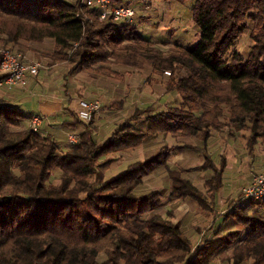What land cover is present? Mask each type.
Here are the masks:
<instances>
[{"label": "trees", "instance_id": "16d2710c", "mask_svg": "<svg viewBox=\"0 0 264 264\" xmlns=\"http://www.w3.org/2000/svg\"><path fill=\"white\" fill-rule=\"evenodd\" d=\"M112 3L127 6L125 0ZM191 12L199 42L165 52L130 29L133 23L103 22L79 1L0 0L1 45L52 39L53 62L99 72L111 64L150 67L153 75L169 74L166 90L180 97L179 105L164 114L136 110L105 144L96 143V130L89 125L81 144L67 149L52 136L21 129L25 117L20 110L0 101V264H214L227 249L231 252L223 264H264V214L259 212L264 201L246 200L258 206L255 212L227 211L226 221L251 230L241 245L235 246L241 232L234 231L193 248L172 211L152 214L165 205L160 191L137 194L146 178L166 169L169 202L191 200L210 217L228 165L222 159L217 166L208 154L213 135L223 133L224 124L234 129L230 136L250 129V155L264 142V0H196ZM247 32L253 45L245 60L235 47ZM141 122L149 125L147 130L134 129ZM157 135L204 143L203 169L213 172L205 191L183 170L167 168L173 153L187 146H165L105 183L120 153ZM57 170L59 185L53 183Z\"/></svg>", "mask_w": 264, "mask_h": 264}, {"label": "crops", "instance_id": "0c3cea01", "mask_svg": "<svg viewBox=\"0 0 264 264\" xmlns=\"http://www.w3.org/2000/svg\"><path fill=\"white\" fill-rule=\"evenodd\" d=\"M55 48L56 42L52 39L42 43L21 42L15 45V51L21 52L26 61L42 63L45 68L27 89L17 88L13 92L1 91L0 101L20 110L25 117L21 129L29 130L30 119L40 117L43 124L39 135L54 137L64 149L69 148L66 145L68 134L81 137L89 125L96 130L93 134L96 143L105 144L112 138L116 129L125 124L136 110L151 109V115L164 114L180 103L177 93H169L166 90L170 80L169 74L156 76L153 75L150 67L139 69L116 64H111L107 71L99 72L97 67L89 71L79 64H70L66 61L53 62L50 57ZM181 76H188V72L184 70ZM95 101L101 104V111L94 114L90 123H86L80 118L81 103ZM119 106V109H114ZM76 123H78L77 126H75ZM133 126L135 130L141 131L149 127L145 122ZM224 132L215 133L208 144V154L212 156L215 164L219 166L222 159H226L228 164L224 174V187L217 196V209L214 215L208 217L207 214L199 211L198 205L191 200L169 202L172 190L166 169H161L146 178L143 186L138 190L140 193L143 189L142 194L145 195L159 191L149 187L153 182L166 183V192H160L163 194V200L168 199V201L152 214L165 216L172 211L174 221L189 237L193 248H197L213 235L222 236L226 232L240 229L234 220L226 221L225 217H221L224 215L218 214V210L221 211L225 206L229 210L240 207L242 204H249L248 201L239 199L236 195L238 193L242 195V190L249 185L255 169L264 167L263 148L257 147L254 155H250L246 147V139L241 133L230 136L228 132ZM262 145L263 143L260 146ZM165 146L188 147L182 152L173 153L167 162V168L175 171L183 170L186 179L198 189L205 191V184L212 179L213 172L203 169L206 161L205 146L196 138L150 136L141 147L120 153L116 161L120 159V163L125 165L127 163L129 167L152 158ZM57 173L61 175L60 171ZM246 211L249 212L248 209ZM149 216L151 214L147 217ZM228 224L235 227L226 231L227 229H224ZM246 237L247 235L240 239L237 245H241ZM222 258L221 254L216 259L219 260L217 264L223 263Z\"/></svg>", "mask_w": 264, "mask_h": 264}, {"label": "rangeland", "instance_id": "374dc122", "mask_svg": "<svg viewBox=\"0 0 264 264\" xmlns=\"http://www.w3.org/2000/svg\"><path fill=\"white\" fill-rule=\"evenodd\" d=\"M69 1L75 2L77 0H69ZM195 2L196 0H185L184 2H180L179 0H155L152 2H148L147 0H125V5L132 7L137 13L135 21L131 25L130 29H133V28L138 29V31H140L142 35H144L145 37H149L155 43H158V46L157 45L156 46L159 49L161 48L165 52L171 49L178 48V46H181L184 48H189L191 46H194L199 42V39H200V30L198 26L195 24V22L193 21L192 12H191V9L195 5ZM252 45L253 43L251 40V33L247 32L245 35H243L240 38L235 49L243 55L245 60H247L250 56ZM14 47L15 45L3 46L0 44V49L16 50L14 49ZM108 67L109 66L105 68H108ZM223 122L225 123L226 120H224ZM224 125H225L224 131L226 133L227 132L229 133L230 130H234L231 127V125L229 124H224ZM244 131L245 132H240V133L242 134L243 138L248 139L250 137L251 130L246 129ZM262 143L263 145L260 146ZM246 144H247V140H246ZM257 147L263 148L264 150V142L260 141V143H258V145L255 148L257 149ZM127 166H128L127 163L126 165L125 163L124 164L120 163V159L114 162V165L111 167V169L106 174L105 183L110 182L111 180L116 178L118 175L126 171L128 168ZM57 171H55L53 175V183L55 185L60 184V175L57 173ZM257 173L263 174L264 167H262L261 169L258 168V170L255 169V172H253L251 175V181L248 186H250V184L253 181L254 176ZM149 187H154L156 189H159V191H162V192L163 191L166 192L165 190H167L166 183L161 182V181L153 182ZM142 193H143V189L142 191H140V193L138 192L137 194H142ZM242 194H243V190H242ZM142 195H139V196H142ZM237 195L236 197L239 198L241 193H238ZM167 201L168 199L163 200L165 204L167 203ZM239 208H243L246 210L248 209L249 213H251L253 211L254 212L257 211L258 206H256L255 204L249 203V204H242V206H240ZM227 211H228V208L227 206H225V208L222 209L221 211L218 210V214H221V215L223 214L224 216H221V217H225V215L227 214ZM259 212L264 214V206L259 208ZM234 227L235 226L228 224L224 230L227 229L226 231H229V230H232ZM239 228L240 229H238V231L241 232L240 239L244 238L251 231L248 227L239 226ZM246 230H247V233H246ZM228 233H231V232H226L225 234H228ZM219 237L221 236L213 235L210 238V240H216ZM240 239L238 241H240ZM237 244L239 243L237 242ZM237 244L235 246H238ZM229 252H231V249L224 250L222 251L221 254L224 257L228 255ZM103 259H104V256L102 255L100 260H103ZM217 261L219 260H216L214 264H217Z\"/></svg>", "mask_w": 264, "mask_h": 264}, {"label": "built area", "instance_id": "2783aa9c", "mask_svg": "<svg viewBox=\"0 0 264 264\" xmlns=\"http://www.w3.org/2000/svg\"><path fill=\"white\" fill-rule=\"evenodd\" d=\"M86 9L97 12L103 22L113 20L116 23L131 25L137 16L136 11L129 6H114L112 0H77ZM0 92H13L17 88L27 89L34 78L45 65L39 62L26 61L25 56L13 49H0ZM80 118L90 123L94 114L101 111V104L95 102L81 103ZM43 121L40 117H33L29 121V129L37 134L41 133ZM81 144V137L76 134H68L66 145L69 148ZM64 149V147H62ZM243 198L255 202L264 201V173H257L250 186L243 189Z\"/></svg>", "mask_w": 264, "mask_h": 264}]
</instances>
